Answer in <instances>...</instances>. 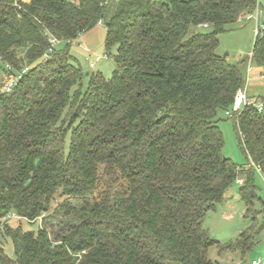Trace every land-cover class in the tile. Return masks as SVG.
<instances>
[{"label": "trees", "instance_id": "trees-1", "mask_svg": "<svg viewBox=\"0 0 264 264\" xmlns=\"http://www.w3.org/2000/svg\"><path fill=\"white\" fill-rule=\"evenodd\" d=\"M260 7L0 0V237L15 248L10 257L0 240V264H218L212 247L245 257L263 227L255 174L264 172V97H255L261 110L227 115L245 80L218 47L220 34ZM98 24L107 28V53L117 48L110 79L85 73L70 52ZM194 26L210 31L191 34ZM51 37L67 46L45 58ZM251 60L264 69V29ZM25 66L26 76L3 92V74ZM221 111L234 120L244 165L223 152ZM240 179L252 225L222 243L204 223ZM13 214L40 220L39 229L13 226Z\"/></svg>", "mask_w": 264, "mask_h": 264}, {"label": "rangeland", "instance_id": "rangeland-1", "mask_svg": "<svg viewBox=\"0 0 264 264\" xmlns=\"http://www.w3.org/2000/svg\"><path fill=\"white\" fill-rule=\"evenodd\" d=\"M168 1V0H159ZM264 6V0H261ZM262 8V7H260ZM258 10L253 13V18H241L233 26V30L219 35L220 45L218 51L221 55L227 54L226 58L239 65V68L244 76L245 90L250 96L264 97V69L256 66L251 60L254 43L256 40V31L264 29V7L258 14ZM210 28L204 26H194L191 29V34L196 32H207ZM107 28L105 24H98L93 29L80 34L70 46V52L73 57L81 65L84 72H100L106 79L112 77L116 63L113 54L116 53V47L112 48V54L108 59H103L98 62L94 70L89 69L86 57L92 55L95 59L96 55L108 54L106 51ZM67 45L65 42L58 43V49H63ZM90 86V77L85 76L80 89L85 91ZM220 127L224 136L223 152L226 157L231 158L239 165H244L247 162L246 155L239 146L238 135L234 120L226 116L224 111L219 113ZM70 136L67 137V146L70 142ZM255 183L258 186V193L261 198L255 203V210L258 212L256 219L258 225H263L260 235L257 238L255 245L248 254L243 257L239 251L224 250L221 251L217 247H212L210 257L217 261L218 264H250L254 260L261 259L264 261V172L258 171L255 174ZM241 184L239 180L227 191L225 200L219 203L216 208L210 211L206 217L204 227L208 230L211 237L221 241L222 243L236 240L239 235L252 225V216H248L247 207L240 198ZM13 226L23 225L26 230H38L41 224L40 220L29 222L28 220L19 217L11 219ZM0 237V240L5 244V251L10 257L15 256V248L10 238Z\"/></svg>", "mask_w": 264, "mask_h": 264}, {"label": "built area", "instance_id": "built-area-1", "mask_svg": "<svg viewBox=\"0 0 264 264\" xmlns=\"http://www.w3.org/2000/svg\"><path fill=\"white\" fill-rule=\"evenodd\" d=\"M244 17H247L248 19H250V18H253V14L248 13V14H244L241 16V18H244ZM260 30H257L256 33L258 34ZM50 42H51L52 46L44 54L45 58L49 57V55L53 52L54 47H56L58 45V43L61 42V40H58L55 37H51ZM108 58H109V54L96 55L95 59H93L92 55H88V57H86V60H87L88 65H89V69L94 70L96 68L98 62H100L103 59H108ZM7 69H8V71H11L12 67L10 65H8ZM29 70H30V67L25 66L21 70L16 71V73L5 72L3 74L4 80H3L2 91L5 93H9V92L13 91V89L24 78V76H26V74L29 72ZM248 105H255L258 107L259 110H261L263 107V103L261 101L257 100L255 97H251L246 92L245 87H244V88L239 89V91L237 92L236 97H235V102L232 106V109L227 111V115L232 116L233 114H236V113L240 114L242 109ZM242 182H243V179H240V183H242ZM11 217H16V215L13 214V215H11ZM250 264H264V261H262L261 259L254 260Z\"/></svg>", "mask_w": 264, "mask_h": 264}, {"label": "water", "instance_id": "water-1", "mask_svg": "<svg viewBox=\"0 0 264 264\" xmlns=\"http://www.w3.org/2000/svg\"><path fill=\"white\" fill-rule=\"evenodd\" d=\"M227 54H225L223 57L226 58Z\"/></svg>", "mask_w": 264, "mask_h": 264}, {"label": "crops", "instance_id": "crops-1", "mask_svg": "<svg viewBox=\"0 0 264 264\" xmlns=\"http://www.w3.org/2000/svg\"><path fill=\"white\" fill-rule=\"evenodd\" d=\"M261 1V0H260ZM250 95V94H249Z\"/></svg>", "mask_w": 264, "mask_h": 264}]
</instances>
